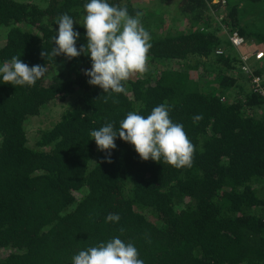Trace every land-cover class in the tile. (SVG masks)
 Instances as JSON below:
<instances>
[{
  "label": "trees",
  "instance_id": "1",
  "mask_svg": "<svg viewBox=\"0 0 264 264\" xmlns=\"http://www.w3.org/2000/svg\"><path fill=\"white\" fill-rule=\"evenodd\" d=\"M134 1L108 0L141 13L153 66L117 94L87 82L88 56H41L63 14L74 20L77 49L86 45L89 0H0V66L15 56L49 69L33 86L0 79V264H72L114 237L134 244L144 264H264V97L205 13L212 3L246 50L264 51V0H178L186 23L176 34L159 31L163 18ZM262 61L250 63L253 74L264 73ZM56 103L58 117L29 142L27 121ZM162 103L195 146L192 166L142 161L119 137L104 162L91 131L118 130L128 112L146 117Z\"/></svg>",
  "mask_w": 264,
  "mask_h": 264
},
{
  "label": "clouds",
  "instance_id": "2",
  "mask_svg": "<svg viewBox=\"0 0 264 264\" xmlns=\"http://www.w3.org/2000/svg\"><path fill=\"white\" fill-rule=\"evenodd\" d=\"M83 11L86 13L82 18L86 45L77 49L79 33L73 30L74 20L63 14L57 17L51 53L42 51L41 56L50 54L55 58L63 54L71 59L86 55L91 60V68L85 70L84 75L89 77L90 85L98 86L104 93L126 94L124 82L134 74L148 71L151 36L141 23V13L131 16L126 7L114 6L108 0H89ZM48 71L45 65L29 67L20 57L13 56L0 66V79L4 84L33 86ZM169 111L164 103L154 107L146 117L130 111L120 121L118 130L108 123L91 131L90 136L98 150L108 152L104 161L107 163H111L110 150L115 149V140L119 137L134 148L142 161L151 159L178 169L191 167L195 146L183 125L171 120ZM201 119L202 115L194 116L193 122ZM106 220L118 222L119 215L109 214ZM138 255L134 244L114 237L79 251L72 257V264H144Z\"/></svg>",
  "mask_w": 264,
  "mask_h": 264
},
{
  "label": "rangeland",
  "instance_id": "3",
  "mask_svg": "<svg viewBox=\"0 0 264 264\" xmlns=\"http://www.w3.org/2000/svg\"><path fill=\"white\" fill-rule=\"evenodd\" d=\"M177 2L178 0H135L134 4H136L135 6H139L144 10L154 9L155 11L153 12V14H155L156 16V21L157 18H163V22H165L162 25L160 24L159 31L163 33L168 31L171 34H176L179 32L180 28H182V26L186 23L185 18L182 16L183 14H181L177 9ZM205 13L206 15L213 16V13H218V11L214 9L212 3L207 2ZM224 35L226 37V34ZM2 39L3 30H0V41H2ZM247 46L248 45H246L240 52L249 51L246 50ZM223 51H225V49ZM235 53L238 54V52L236 51ZM262 60L264 61V59ZM152 66L153 65L148 63V70L151 69ZM62 108L63 105L60 103L50 104L48 107L43 109L38 115L32 116L27 121L26 129L29 142L33 143L36 130L40 127L48 125L51 121H54L58 117Z\"/></svg>",
  "mask_w": 264,
  "mask_h": 264
},
{
  "label": "built area",
  "instance_id": "4",
  "mask_svg": "<svg viewBox=\"0 0 264 264\" xmlns=\"http://www.w3.org/2000/svg\"><path fill=\"white\" fill-rule=\"evenodd\" d=\"M221 1L224 2L225 0H221ZM212 17L215 19V21L218 24L220 23L221 28L224 30V33L226 34V38L229 41V44L233 49V51L238 52V56L242 64V68L244 69L245 74L249 76L251 90L264 97V73L261 75L253 74L251 72V64H250L253 61L258 62L264 59V51L262 49H254V50H249L247 52H240L242 51V48L247 45L246 39L242 35L238 34L236 31L225 30V26L221 22L223 17L221 13L219 12L213 13ZM205 27H206L205 25H202L201 29L205 30ZM222 53L223 50L220 48H217L215 50L216 55H220Z\"/></svg>",
  "mask_w": 264,
  "mask_h": 264
}]
</instances>
